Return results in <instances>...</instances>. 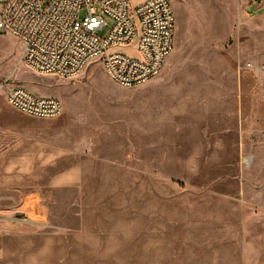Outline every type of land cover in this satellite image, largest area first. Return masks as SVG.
Listing matches in <instances>:
<instances>
[{
	"label": "rangeland",
	"instance_id": "obj_1",
	"mask_svg": "<svg viewBox=\"0 0 264 264\" xmlns=\"http://www.w3.org/2000/svg\"><path fill=\"white\" fill-rule=\"evenodd\" d=\"M173 5L174 50L131 88L99 61L37 74L0 33V82L64 108L0 91V264H264V0Z\"/></svg>",
	"mask_w": 264,
	"mask_h": 264
},
{
	"label": "built area",
	"instance_id": "obj_2",
	"mask_svg": "<svg viewBox=\"0 0 264 264\" xmlns=\"http://www.w3.org/2000/svg\"><path fill=\"white\" fill-rule=\"evenodd\" d=\"M176 24L173 0H5L0 7V33L21 41L22 61L31 71L74 77L99 61L114 83L127 88L161 74L174 50ZM132 44L137 55L111 51ZM0 91L29 116L63 114L60 99L12 84L10 78L0 82Z\"/></svg>",
	"mask_w": 264,
	"mask_h": 264
},
{
	"label": "crops",
	"instance_id": "obj_3",
	"mask_svg": "<svg viewBox=\"0 0 264 264\" xmlns=\"http://www.w3.org/2000/svg\"><path fill=\"white\" fill-rule=\"evenodd\" d=\"M146 0H135V1H131L133 4H138V3H141V2H144Z\"/></svg>",
	"mask_w": 264,
	"mask_h": 264
}]
</instances>
